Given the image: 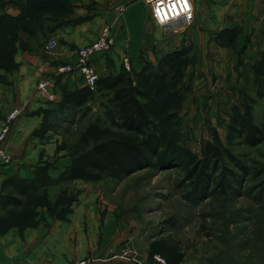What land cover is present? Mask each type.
Returning <instances> with one entry per match:
<instances>
[{
	"label": "rangeland",
	"instance_id": "rangeland-1",
	"mask_svg": "<svg viewBox=\"0 0 264 264\" xmlns=\"http://www.w3.org/2000/svg\"><path fill=\"white\" fill-rule=\"evenodd\" d=\"M128 1L135 0H116L118 13ZM142 1L146 9L145 33L151 40L155 34H160L166 45L152 43L149 49L142 47L136 61L139 67H134L130 60V70H126L122 62L120 70L124 68L133 76L158 117L166 113L174 115L173 133L177 142L201 156L204 142L213 140L214 131L224 140L230 106L241 102L240 88L230 82L235 71L234 51L218 52L213 45H208L211 40L215 44H227L232 36L221 30H197L195 21L165 33L153 22L145 0ZM9 3L18 12H6L4 1L0 0V15L6 16L0 26V82L7 81L3 71L11 72L16 67L14 54L21 49L49 61L53 66L54 85L61 78L55 73L59 64L56 63L59 62L57 52L62 43L55 31L64 25L90 21L101 15V8L105 10L106 6L101 0H9ZM172 33H179L180 38L174 41L170 37ZM49 39H56L57 46L47 52L44 47ZM259 49L264 53V43L258 46L256 53ZM145 50L150 52V58L142 54ZM243 56L237 59L238 64L243 71H252L245 66L248 56ZM222 57L225 63L220 66L216 58ZM105 63L109 72L116 71L111 58ZM44 68L39 66V78L43 76L41 73L48 72ZM262 70L264 72V62H259L255 73ZM251 81L248 90L253 94L257 90L255 92L252 84L256 85ZM263 92L254 96L253 111L257 122L264 120ZM89 107L85 116L78 114L66 118L53 109H49L47 116L44 114L39 132H45L44 128L49 126V130L57 134L56 149L61 144L66 145L62 155L68 161L71 154L92 144L83 136V131L89 121L102 113L96 101L90 102ZM232 151L250 174L242 175L239 184H231L233 188H226L224 192L214 190L204 199L186 197L187 183H183L185 178L178 168L161 171L145 168L119 181L109 178L93 183L76 180L70 185L43 188L28 198L52 203L62 197L77 198L83 187L96 190L101 200L112 205L117 223L119 239L108 257L115 264H162L155 260L156 255L164 259V264H264V202L256 195L264 182V141L256 146L238 142ZM38 179L47 182L43 172L38 174ZM8 215L14 217L10 212H3L0 219ZM124 249L128 253L122 257Z\"/></svg>",
	"mask_w": 264,
	"mask_h": 264
},
{
	"label": "crops",
	"instance_id": "crops-1",
	"mask_svg": "<svg viewBox=\"0 0 264 264\" xmlns=\"http://www.w3.org/2000/svg\"><path fill=\"white\" fill-rule=\"evenodd\" d=\"M1 1H4L6 12L11 14L18 12L9 0ZM101 2L106 4L105 10L101 8V15L80 24L64 25L55 31L57 38L62 41L57 52L59 62L56 63H74L76 57L73 49L92 42L97 28L104 25L103 21L107 22V25L110 22L115 44L106 55H92L91 62L98 77L108 74L109 69L105 63L108 57L113 61L116 72H119L121 58L124 55L128 56L132 65L138 68L136 61L142 47L149 49L152 43L157 46L166 45L160 34H155L151 40L145 33L144 1H128L121 13L117 12L119 5L116 6V0H101ZM192 4L195 29L234 31L232 44H215L211 40L208 45H213L218 52L234 51L235 71L230 77V82H235L242 89L245 85L246 72L242 70L237 59L244 58L243 55L246 54L247 67L253 65L256 58L261 56L262 50L259 49L257 53L256 51L258 46L264 43L262 37L264 0H192ZM148 11L150 15L149 7ZM161 28L167 33L163 27ZM179 35L172 33L170 37L176 41L177 37L180 38ZM193 39L198 43L196 37ZM142 54L150 58L148 50ZM216 60L220 66L225 63L224 57ZM14 61L16 67L11 72H2L6 75L7 81L0 82V128L6 114L12 108L18 107L20 114L12 122L3 143L10 155V162L0 164V187L2 181L9 176L31 177L33 169L37 166H44L48 175L57 177L70 163V160L62 155L65 151H58L55 147L57 134L49 129L40 133L39 128L44 123V111L49 107L50 100L57 101L61 98L62 87L73 89L84 85L81 75L74 71L61 76L58 83L49 89L52 98H47L37 90L36 84L40 76L39 66L45 67V71H50L41 73L43 76H51L53 66L49 65V61L21 49L16 50ZM249 77L248 84L254 78V74L249 73ZM260 77V90H264V74ZM93 182L89 181V183ZM89 189L81 188L74 201L63 207L58 206L53 212L45 206H38L34 210L35 215L31 224L24 227L13 225L1 232L0 264H65L83 257H91L90 264H115L112 259H108L116 249L114 245L119 239L112 205L101 200L96 190Z\"/></svg>",
	"mask_w": 264,
	"mask_h": 264
},
{
	"label": "trees",
	"instance_id": "trees-1",
	"mask_svg": "<svg viewBox=\"0 0 264 264\" xmlns=\"http://www.w3.org/2000/svg\"><path fill=\"white\" fill-rule=\"evenodd\" d=\"M5 17L0 15V26ZM222 31L229 32L232 40L220 44H232L234 31ZM262 35L264 37V30ZM260 53L263 58L246 67L253 71H250L254 74L251 84L256 85L252 84L257 95L248 91L250 72H246L245 85L240 89L241 102L232 104L228 112L224 140L214 131L213 140L204 142L201 156L177 142L173 133L174 115L166 113L158 117L144 90L123 67L119 72L110 71L97 77L93 86L62 87L61 98L50 100L45 116L49 109L66 118L78 114L85 116L90 110L89 103L96 101L102 115L89 121L83 131V136L92 144L71 154L70 163L57 177H51L44 166H38L29 178L13 175L4 179L0 187V213L10 212L14 217L8 215L0 219V233L13 225L24 227L31 224L38 206H45L53 212L58 206L69 205L76 197H62L50 203V200L29 199L28 196L49 186L70 185L75 180L109 178L119 181L145 168L159 171L178 168L183 172V183H187L186 197L191 200L204 199L214 190L224 192L226 188L234 187L231 184H239L241 176L250 172L233 153V146L238 142L256 146L264 141V120L257 122L253 111L254 96L263 92L260 90V76L264 72L255 73L256 65L264 62V53ZM44 129H49V126ZM64 149L65 144L57 148L58 151ZM42 172L47 178L46 183L38 179ZM256 195L259 201L264 202V182Z\"/></svg>",
	"mask_w": 264,
	"mask_h": 264
},
{
	"label": "built area",
	"instance_id": "built-area-1",
	"mask_svg": "<svg viewBox=\"0 0 264 264\" xmlns=\"http://www.w3.org/2000/svg\"><path fill=\"white\" fill-rule=\"evenodd\" d=\"M150 10V17L157 25H160L165 30L172 32L180 26L190 25L195 17L192 0H145ZM115 44L114 37L111 33V27L107 24L102 25L96 33L92 42L74 49V63H59L56 67L57 75H68L74 71L78 72L85 85L93 86L98 75L92 65L91 57L94 54L106 55ZM57 46L56 39H49L45 44V50L51 51ZM122 65L126 70H130V58L122 57ZM50 87H54L52 76H42L39 78L36 88L47 98H52ZM20 114L18 107L12 108L5 116L4 123L0 128V164L10 162V155L3 146L4 140L9 133L12 122ZM122 257L127 255V249L122 252ZM155 260L164 264L165 261L159 256H155ZM91 259L79 258L66 262L65 264H89Z\"/></svg>",
	"mask_w": 264,
	"mask_h": 264
}]
</instances>
